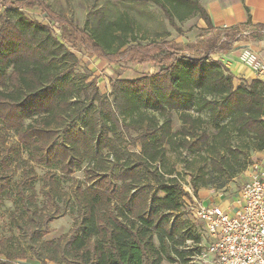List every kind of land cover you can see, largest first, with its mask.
Returning <instances> with one entry per match:
<instances>
[{"label": "trees", "instance_id": "trees-1", "mask_svg": "<svg viewBox=\"0 0 264 264\" xmlns=\"http://www.w3.org/2000/svg\"><path fill=\"white\" fill-rule=\"evenodd\" d=\"M134 1L157 6L177 36L130 45L134 30L125 13L87 31L41 0H0V206L13 200L18 213L10 223L41 264H189L201 237L183 211L187 200L223 188L244 171L250 154L264 152V83L235 86L213 59L237 40L261 38L264 25L245 36L215 30L200 0ZM195 15L206 27L190 42L175 21ZM74 51L109 66L157 71L116 78L108 96L95 81L76 77L81 62ZM127 139L139 149L130 151ZM171 155L186 164L191 194ZM33 164L48 170L47 202L62 196L77 212L56 241L43 240L57 212L37 207ZM80 171L83 180L63 192L59 178Z\"/></svg>", "mask_w": 264, "mask_h": 264}, {"label": "rangeland", "instance_id": "rangeland-1", "mask_svg": "<svg viewBox=\"0 0 264 264\" xmlns=\"http://www.w3.org/2000/svg\"><path fill=\"white\" fill-rule=\"evenodd\" d=\"M41 1L47 4L60 16L69 20L80 29L87 31L95 27L101 19L105 22H110L113 21L119 13H125L132 21L134 30L133 34L135 40L130 41V45H145L154 39L161 40L162 38H166V40H171L177 36V32L169 25L161 10L151 3L134 0ZM32 17L47 23V20L42 16H36V14H33ZM175 25L178 29H180L181 36L184 40L192 42L197 38V36L201 35L204 24L200 17L195 15L181 23L175 21ZM53 31L57 35L61 33L60 29H54ZM163 31L168 32L169 35L167 37L163 36ZM74 52L76 57L81 62L80 68L76 70V77H85L87 82L95 81L99 92L108 96L111 91V85L116 78L136 80L140 78L142 73L155 71L153 67L146 65L140 67L134 64L103 66L102 64H99L93 56H86L83 52L79 51ZM132 137H134V135H132ZM15 141L16 139L14 135L12 133H8L7 142L12 144ZM126 146L130 151H137L139 149L137 143L134 144L128 139L126 141ZM24 157H26L25 154ZM170 159L171 161H177V159H179L176 163L178 172L181 174L180 181L185 189L188 188L189 177L186 175V164L182 162L180 157L176 158L175 155H171ZM254 165L264 169V152L250 154V161L244 171L237 175L233 180L229 181L223 188L204 189L203 191H206L205 200L207 199V202L204 204L208 205L209 202L220 206L229 204L233 200L234 196L239 192L241 186L249 181L250 175L254 170ZM32 166L38 176V180L34 184L37 207L45 213L54 211L57 212V217L48 224L50 232L44 236L43 240L48 242L56 241L60 237L68 234L74 224L77 212L62 196H57L52 203L47 202L46 196L43 193L42 178L48 170L34 164ZM12 176V180L17 181L21 176L20 169H15ZM75 180H83V174L81 171L75 173L69 178H59L61 190L69 193L70 188L72 187L71 185ZM212 182L216 186H219L222 183V181L215 179H213ZM46 190L47 189H45V191ZM11 201L5 200V202L0 206V261H8L13 264H41L36 259L33 251L29 248L31 245L23 241L19 231L10 223V214L12 212L18 213L17 211H14L15 206L13 204V200ZM194 202H202V198H200V196H192L191 201L187 200L186 205L183 207V211L186 214V218L190 219V221L195 225V230L198 232L201 230L200 224L197 223L188 213L190 208L189 205ZM71 209L73 210L71 211ZM201 238L202 240L199 245L200 251L208 244V240L204 235L203 237L201 235ZM7 255L12 258L7 260ZM196 257H194V260L189 264H205L203 261L197 260ZM48 263L50 262H43L42 264Z\"/></svg>", "mask_w": 264, "mask_h": 264}, {"label": "built area", "instance_id": "built-area-1", "mask_svg": "<svg viewBox=\"0 0 264 264\" xmlns=\"http://www.w3.org/2000/svg\"><path fill=\"white\" fill-rule=\"evenodd\" d=\"M239 61L256 75L264 73V63L253 51L243 50ZM253 169L231 210L212 203L189 205L188 213L208 240L197 260L205 264H264V169L255 165Z\"/></svg>", "mask_w": 264, "mask_h": 264}, {"label": "crops", "instance_id": "crops-1", "mask_svg": "<svg viewBox=\"0 0 264 264\" xmlns=\"http://www.w3.org/2000/svg\"><path fill=\"white\" fill-rule=\"evenodd\" d=\"M199 3L206 12L210 25L215 30L230 31L235 29L241 31L242 35L246 36L248 35V31L254 32L256 26L264 25V0H204ZM203 24L202 28H205L206 25L204 21ZM243 50L255 52L264 63V35L259 39L248 36L237 40L227 52H218L213 56V59L222 63V65L233 75L235 86L239 84L240 80L251 81L257 79L264 83V73L256 75L240 63L239 55ZM97 61L99 64H102L99 60ZM102 65L106 66V64ZM154 69L155 71L147 72L153 74L157 71L156 68ZM200 192L198 193V196L202 198V203L204 204L207 202V199L205 200L206 191L201 190ZM236 196L237 194L234 198ZM233 200L227 205H221V207L231 210ZM188 220L190 221V219ZM198 233L200 234V237L201 235L203 237L204 232L202 229L199 230ZM162 264L168 263L163 262Z\"/></svg>", "mask_w": 264, "mask_h": 264}]
</instances>
